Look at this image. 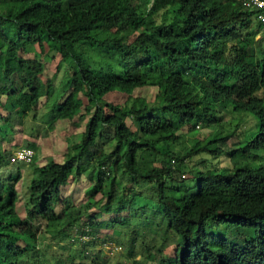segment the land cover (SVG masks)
Masks as SVG:
<instances>
[{"label":"trees","instance_id":"16d2710c","mask_svg":"<svg viewBox=\"0 0 264 264\" xmlns=\"http://www.w3.org/2000/svg\"><path fill=\"white\" fill-rule=\"evenodd\" d=\"M243 2L0 0V140L11 144L21 122L14 113L21 114L14 109L18 94L32 112L51 95L54 82L43 79L39 57L24 56L35 45L59 54L57 70L68 65L65 92L49 107L42 135L55 120H85L64 162L35 167L24 218L17 210L21 176L16 169L17 177L8 178L16 170L0 146V264H35L41 226L52 236L72 228L94 236V228L107 226L101 212L82 218L70 197L61 198L60 187L83 175H90L91 197L106 196L113 223L130 227L137 206L154 235L161 227L172 233L174 256L160 255L157 264H264V163L239 159L257 160L264 149V44L254 41L263 25ZM144 87L156 89L151 102L132 94ZM113 92L127 95L125 101L107 100ZM228 104L257 118L256 133L225 152L233 167L206 169L202 159L190 167L201 153L223 154L220 144L230 135L187 146L183 130L219 121ZM103 138L114 142L109 152ZM21 145L30 147L26 139Z\"/></svg>","mask_w":264,"mask_h":264},{"label":"rangeland","instance_id":"374dc122","mask_svg":"<svg viewBox=\"0 0 264 264\" xmlns=\"http://www.w3.org/2000/svg\"><path fill=\"white\" fill-rule=\"evenodd\" d=\"M255 47H259L264 44V34L256 33L254 35ZM158 51H162L163 48H157ZM43 50V51H42ZM90 63L97 68L101 67V64L96 56V52H90ZM24 55V54H23ZM37 55L44 66L43 79H53L54 86L51 89V95L48 98H42L38 104L39 110L32 112L29 109L28 99L26 100L24 95L18 94L13 102L14 109H19L21 114L17 115V120L21 121L17 124L15 131L13 132V141L9 144L7 139L0 140V146L2 149H9L13 152L16 148L20 147L24 139L30 143V147L35 151L34 160L28 164H10L9 170H19L21 180L17 183V189L19 192L18 201V213L19 216L24 218L25 210V192L29 182L34 176V169L38 167L40 169L43 165L49 162L62 163L66 160V153L69 151V146L77 142L80 137V133L84 130V121L78 120V116L72 120H55L53 121V127L46 135L40 129L45 126H50L49 119V107L61 98L65 92V83L68 77L67 64H62L57 70V64L60 60L59 54L49 50L46 45L42 49L38 45L33 46L30 51L24 56L32 58ZM67 93V92H66ZM65 93V95H66ZM134 96L144 97L148 101H152L156 95V89L152 87H144L136 89L132 93ZM125 94L113 92L108 94L106 99L121 104L126 99ZM6 99H2V104ZM45 103V104H44ZM44 104V105H43ZM0 108H3L0 103ZM1 111V110H0ZM4 111H2L3 113ZM35 113V120L33 115ZM219 113H216V117ZM221 116L217 122L205 123L206 126H202L201 123L195 127L191 132H187L184 129L185 138L183 141L185 145H191L192 141H203L205 138H212L218 133V136L230 135L223 144H220L224 153L219 157L210 156L207 153H201L192 157V160L188 165L196 167L200 159L205 160V168H215V165H219L222 168H231L234 162L230 160L227 150L230 148H237L243 146L252 136L256 133L259 122L257 118L250 112L234 111L231 105H227L225 109H221ZM23 121H22V119ZM49 118V119H48ZM23 122V124H22ZM127 123L131 125V121L127 120ZM22 124V126H21ZM52 124V123H51ZM133 129L135 127L131 125ZM101 144L104 146L106 152H109L114 142L108 138L100 139ZM17 144V145H16ZM257 155L259 159L254 158H240L245 160L249 164L256 165L258 163H264V149L259 150ZM239 161L238 159H236ZM255 160V161H254ZM240 162V161H239ZM236 163V162H235ZM17 170L14 173H9L8 178L14 179L17 177ZM116 178L119 180L122 176L119 172L116 173ZM90 175L81 176L78 179H71L64 186L60 187L61 198L70 197L72 205L74 207H80V217H88L92 213L101 212L99 221H107V226L94 228V236L90 232L87 235H80V229H67L66 235L57 233L55 236L47 233L44 226L40 227L38 231V242L36 252L35 264H157L158 257L174 256V250L177 248L175 240H170L172 233L164 227L158 229L154 235L152 233L151 225H144L145 214L135 206L131 210V226H126L123 223L116 221L113 223L111 218L113 214L105 212L104 202L105 195L96 193L91 197L90 193L92 189ZM126 179V177H125ZM126 181V180H124ZM94 184V181H93ZM89 188V189H88ZM88 189V190H87ZM137 202H145L142 199H137ZM62 203L55 206V211L60 212L62 210ZM126 215L128 213H122ZM85 219H83L84 221ZM94 221H96L94 219ZM134 237L133 243L130 242V238ZM170 240V241H169ZM162 248V252L158 249ZM34 262V261H32Z\"/></svg>","mask_w":264,"mask_h":264},{"label":"built area","instance_id":"2783aa9c","mask_svg":"<svg viewBox=\"0 0 264 264\" xmlns=\"http://www.w3.org/2000/svg\"><path fill=\"white\" fill-rule=\"evenodd\" d=\"M243 7L255 11L258 21L264 24V0H244ZM33 157V151L29 148H19L12 152L11 162L28 163Z\"/></svg>","mask_w":264,"mask_h":264},{"label":"clouds","instance_id":"9594fccd","mask_svg":"<svg viewBox=\"0 0 264 264\" xmlns=\"http://www.w3.org/2000/svg\"><path fill=\"white\" fill-rule=\"evenodd\" d=\"M244 9H246V8H244ZM246 10H249V9H246ZM249 11H252V12H254V16H255V20L257 21V22H259V23H261L260 21H258L257 20V18H256V14H255V11H253V10H249ZM262 25H263V28H262V30H260V31H258L257 33H259V34H261L262 32H263V30H264V24L263 23H261ZM21 149V148H29V149H31L32 151H33V157H32V159H31V161L30 162H28V163H25V162H11V160H10V164H23V165H28V164H30L33 160H34V158H35V151H34V149L33 148H31V147H24V146H20V147H18V148H16V149ZM10 151V150H9ZM10 153H11V155H10V159H11V157H12V152L10 151Z\"/></svg>","mask_w":264,"mask_h":264}]
</instances>
